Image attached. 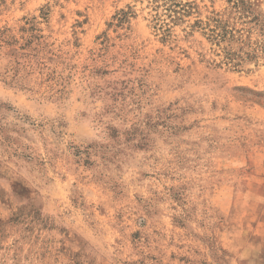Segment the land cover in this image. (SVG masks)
Listing matches in <instances>:
<instances>
[{"label":"rangeland","instance_id":"rangeland-1","mask_svg":"<svg viewBox=\"0 0 264 264\" xmlns=\"http://www.w3.org/2000/svg\"><path fill=\"white\" fill-rule=\"evenodd\" d=\"M181 1L165 36L152 0H0L43 36L0 50V264H264V54L210 37L237 0Z\"/></svg>","mask_w":264,"mask_h":264},{"label":"trees","instance_id":"trees-1","mask_svg":"<svg viewBox=\"0 0 264 264\" xmlns=\"http://www.w3.org/2000/svg\"><path fill=\"white\" fill-rule=\"evenodd\" d=\"M232 1V0H230ZM248 0H237L235 2L236 12L239 13V18L242 20V27L236 28L230 25L228 19L219 17H212L211 21L206 22L208 25L209 35L219 45L222 42H226L224 49V57L226 63L238 66L242 60L257 59L260 54H264V37L253 39L252 34L254 26L248 23L255 22L258 24V16L254 12L253 4ZM153 7L157 13L154 15L155 27L159 28L162 33L167 36L171 33V22L183 20L185 15H189L193 9L192 2L183 3L181 0H152ZM159 9L164 10L165 19L162 17ZM132 7L129 6V10H121L117 19L120 22H125L129 19L132 13ZM250 19V20H249ZM203 20H197L196 24L202 25ZM213 23V24H212ZM38 29L32 25L30 27L23 26L21 31L28 33L16 37L14 35H5V31L0 34V50L8 49V53L15 57L17 65L21 62L18 59H30L33 55H39L37 47L42 44V35L35 33ZM261 30L263 28L261 27ZM264 36V33L262 34ZM237 43L236 47L233 45ZM8 76L11 78H18L20 72V66H14L7 70Z\"/></svg>","mask_w":264,"mask_h":264}]
</instances>
